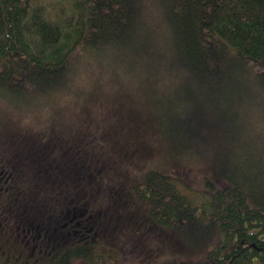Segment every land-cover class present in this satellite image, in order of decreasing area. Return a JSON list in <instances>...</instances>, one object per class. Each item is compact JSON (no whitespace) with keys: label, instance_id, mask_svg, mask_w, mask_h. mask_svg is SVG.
I'll list each match as a JSON object with an SVG mask.
<instances>
[{"label":"trees","instance_id":"obj_1","mask_svg":"<svg viewBox=\"0 0 264 264\" xmlns=\"http://www.w3.org/2000/svg\"><path fill=\"white\" fill-rule=\"evenodd\" d=\"M50 2L0 0V90L87 96L75 123L0 116V264H264V166L211 158L177 105L72 85L83 57L111 72L127 50L143 84L264 101V0Z\"/></svg>","mask_w":264,"mask_h":264},{"label":"rangeland","instance_id":"obj_2","mask_svg":"<svg viewBox=\"0 0 264 264\" xmlns=\"http://www.w3.org/2000/svg\"><path fill=\"white\" fill-rule=\"evenodd\" d=\"M41 1L45 7L55 10L56 2ZM109 56L115 59L111 72L98 61L83 57L73 87L86 86L85 79L94 77L93 87L88 90L95 91L93 97L96 102L107 99L112 104L115 100L117 104L123 101L130 109L136 106L135 102H143L142 107L147 102L154 113L152 118H156L157 111L160 114L158 104L165 100L172 108L177 105L186 118L193 120L191 129L208 139L211 158H221L224 153L245 154V158H236V163L252 167L255 174L259 167L264 166V101L250 103L232 89H189L185 92L177 85L143 84L139 78L143 69H138L137 64L129 66L130 60H135L127 50H115ZM72 91L58 92L56 100H46L44 97L32 100L26 97V102H22L23 95L14 97L0 90V116L9 118L11 124L15 123L16 126H35L41 122L48 123L49 118L55 115L54 110L65 106L67 109L61 112L59 118L66 123H75L78 119L72 116L70 108H75L76 102L84 101L87 94L85 99L82 94L77 99ZM95 110L96 114H100L98 104ZM215 238L214 234L213 240Z\"/></svg>","mask_w":264,"mask_h":264}]
</instances>
